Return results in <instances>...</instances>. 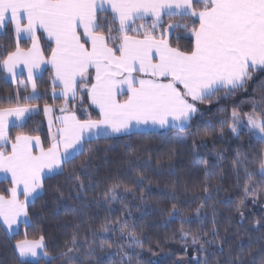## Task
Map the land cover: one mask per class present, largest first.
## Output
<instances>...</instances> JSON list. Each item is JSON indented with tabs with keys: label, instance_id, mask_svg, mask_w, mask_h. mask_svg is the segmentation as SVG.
<instances>
[{
	"label": "snow or ice",
	"instance_id": "1",
	"mask_svg": "<svg viewBox=\"0 0 264 264\" xmlns=\"http://www.w3.org/2000/svg\"><path fill=\"white\" fill-rule=\"evenodd\" d=\"M9 24L15 47L0 52V68L13 81L18 68L21 74L26 70L32 86L31 95L22 97L23 104L17 91L15 106L0 107V177H10L11 184L0 190V221L7 226L5 235L9 239L18 234L20 224L32 226L30 208L44 195V181L63 175L64 166L84 155L93 139L130 135L133 129L137 134H152L156 128L188 131L195 127L196 132H190L195 136L201 129L194 118L204 117L199 104L211 102L221 92L222 98L227 99L245 91L254 73L264 75V0H0V29L7 30ZM22 40L30 41V46L21 47ZM42 40L47 48L42 46ZM181 40L187 43L181 46ZM46 51L50 55L46 56ZM43 65L51 67L53 98L62 97L65 101L60 115H54V109L47 104L43 108L48 125L47 147L39 135L22 131L39 114L38 107L29 101L41 98L36 79L48 70ZM259 88L260 98L249 97L247 101L250 112L237 110V106L231 111L230 123L227 118L220 121L221 135L225 126L236 139L246 134L250 148L252 140L264 145V81ZM78 96L81 103L87 97L97 119L86 109H80L78 114L74 107H69V101ZM13 128L21 129L14 137L10 135ZM205 128L215 133L211 121L205 123ZM173 140L187 143V137ZM203 147V141L192 140L193 153L198 155ZM251 155L250 160L249 152L238 147L233 164L237 184L242 174L245 185L244 199L236 205L241 219L245 218L241 208L246 206V199L251 196L255 202L264 191V149ZM224 158L217 153L215 166ZM93 159L90 156L80 165V175L71 176L77 182L78 197L85 191L81 175L85 180L94 175L90 171ZM132 163L134 160L129 161L130 166ZM204 165L207 176L206 159ZM120 188L117 178L105 191L104 202L109 213L115 211L110 207L112 203H122L131 216V209L118 194ZM205 193V201H211L213 197L207 188ZM205 206L201 203L196 209L200 233H183V238L191 235L192 244L199 245L201 258L197 264H245L244 257L251 254V247L245 253L240 243L235 245V252L229 245V255L220 259L225 253L227 236L221 238L216 227L217 212L213 209L211 239L207 238V213H201ZM170 216H181L175 205ZM190 222L186 217L181 219L182 224ZM255 226L258 231L264 229V218L255 221ZM135 227L134 222L117 219L104 224L101 233H119L137 255L135 248L143 244ZM71 244L73 247L60 254L67 257L64 264L79 260L78 256L68 255L80 250L75 235ZM105 246L111 249L112 242L102 235L99 251L105 252ZM13 248L19 264H52L60 258L49 255L44 235L29 240L25 233V239L17 240ZM117 248L123 251V245L118 244ZM95 251L90 246L87 254L93 256ZM113 255L107 252L109 264H115L111 260ZM125 256L128 259L122 257L120 264H130L132 256ZM97 264H104L103 259H98Z\"/></svg>",
	"mask_w": 264,
	"mask_h": 264
},
{
	"label": "trees",
	"instance_id": "2",
	"mask_svg": "<svg viewBox=\"0 0 264 264\" xmlns=\"http://www.w3.org/2000/svg\"><path fill=\"white\" fill-rule=\"evenodd\" d=\"M0 35V52L5 49L13 50L15 47V37L12 26L8 25L7 30ZM187 43L181 40V46ZM30 41L22 40L21 47L27 48ZM42 46L47 48V44L42 40ZM46 56L50 52L45 53ZM23 77L20 78V82ZM264 81V75L254 73L253 79L248 82L245 91L237 92L235 95L224 99V93L218 94L221 97H213L211 102L205 101L198 106L204 112V117L199 115L194 118L195 123L200 125L199 134L193 136L196 128L185 131L182 129H171L164 131H153L152 134H137L113 137L111 139H93L87 145L88 151L84 155L77 157L72 163L64 166L63 175H56L52 179L44 181V195L37 200L34 207L30 208L32 216V226L22 225L12 239L5 235V229L0 222V264H19L17 252L13 245L17 240L27 238L38 239L40 235L45 236L50 256H60L67 251L68 247H73L71 239L75 235L79 252L69 253L75 255L79 260L74 264H97L98 259H103L104 264H109L107 252L114 255L111 260L115 264H120L121 258L128 259L125 253L132 256L130 264H197L194 257L201 255L197 249L199 245L191 242V235L183 238V233H200V223L197 219L196 209L201 203L206 206L201 209V213H207L204 219L211 239L212 211L217 212L216 227L220 230L221 238L227 236L225 253L223 260L229 255V245L232 252L238 251L235 247L237 243L244 246L245 253L251 247V254L245 255V264H261L264 261V229L257 230L255 221L264 218V191L259 193L258 199L253 202L249 196L245 207L241 211L245 212L247 219L240 222V213L236 211V205L244 199L243 191L245 185L241 174L240 183L237 184L233 164L236 159L235 152L238 147L241 151L249 152L251 160L252 153H258L264 149V145L251 141L246 134L236 139L227 126L223 128L221 135L220 121L227 118L231 122V111L234 107L243 112H250L251 107L247 103L249 97L260 98V84ZM37 92L41 98L29 101L30 104L38 107L39 114L35 115L27 122L22 131L31 135H39L48 146V125L43 113L45 104L51 107H60L64 102L62 98H53L52 95V71L50 68L36 80ZM19 91V102L24 103L22 97L31 95L30 90L24 87L21 89L8 79L5 70L0 68V107L15 106L17 103L16 93ZM11 98V104L9 103ZM244 101V103H241ZM90 101L87 97H77L71 101L70 107H74L78 114L80 109H86L92 113V118L97 119L96 111L89 107ZM204 106V107H203ZM225 111H218V109ZM83 118H87L86 116ZM211 121L214 125L215 133L210 128H205V123ZM38 129V131H32ZM21 129H11L10 135L14 137ZM205 132L209 133L205 135ZM174 137H187V143L174 142ZM197 143L204 142L205 147L199 150V154L192 151V140ZM97 149H99L97 151ZM217 153H222L225 157L220 159L217 165ZM90 156L95 159L91 161L90 171L94 173L91 180H84L85 191L77 196V182L71 179L75 173L80 175V165L87 161ZM208 161L209 175H205L204 160ZM134 163L129 165V161ZM171 162V166H169ZM159 165V166H158ZM119 178L121 188L118 194L131 209V216L127 215V209L122 203H112L114 212L109 213L108 205L104 202V193L108 187ZM135 181H141L136 184ZM11 187L10 181H1L0 190ZM252 187L251 184L248 185ZM125 188H130V192H125ZM213 199L205 201V189ZM221 189L219 192L216 189ZM173 205L179 209L181 216L173 219L170 213ZM186 217L190 223H181V219ZM117 219H127L130 223H135V232L142 241V247H136L135 253L129 249L128 240L122 239L119 233L115 235L111 232L101 233V228L108 222ZM227 229V231H225ZM108 238L112 242V248L100 252L99 245L101 236ZM239 238V239H237ZM66 241L68 243L66 244ZM123 245V251L117 245ZM95 247L93 256L87 254L89 247ZM214 250V246H213ZM66 256L52 261V264H64ZM43 264V261H42Z\"/></svg>",
	"mask_w": 264,
	"mask_h": 264
},
{
	"label": "crops",
	"instance_id": "3",
	"mask_svg": "<svg viewBox=\"0 0 264 264\" xmlns=\"http://www.w3.org/2000/svg\"><path fill=\"white\" fill-rule=\"evenodd\" d=\"M10 25V24H9ZM12 26V25H11ZM5 30L4 29H0V32H4ZM42 68H50L51 69V67H50V65H43L42 66ZM17 76H16V79H15V81H13V79L11 78V76H10V74H8L6 71V75H7V77H8V79L10 80V82L11 83H13V84H16V85H18L21 89H23L24 87L26 88H28V90H30V92L32 93V86H31V82L30 81H28V79H27V71L26 70H23V72H22V74H21V69L20 68H18L17 70ZM46 71H43L42 73H39L38 74V77H37V79L38 78H40L41 76H43V74L45 73ZM53 75V74H52ZM23 77V81H21L20 82V78H22ZM36 79V80H37ZM57 92H59V88L57 87ZM62 98V97H61ZM125 97H121V99H124ZM63 99V98H62ZM70 103H71V100H70ZM70 103H69V105H70ZM59 108V107H58ZM60 115V114H59ZM167 130V129H166ZM153 131H163V130H160V128H156V129H154ZM133 132H136V130L135 131H132L131 133H133ZM122 136H124V135H122ZM116 137H118V136H116ZM1 181H10V177H9V180H3V178L2 177H0V182ZM21 199H23V197H21ZM1 222V224H2V221H0ZM3 225V224H2ZM22 225H24V224H20L19 225V228H18V231H19V229H20V227L22 226ZM3 227H4V229L6 230V225H3ZM13 227H16L15 225L13 226Z\"/></svg>",
	"mask_w": 264,
	"mask_h": 264
},
{
	"label": "rangeland",
	"instance_id": "4",
	"mask_svg": "<svg viewBox=\"0 0 264 264\" xmlns=\"http://www.w3.org/2000/svg\"><path fill=\"white\" fill-rule=\"evenodd\" d=\"M64 100V99H63ZM64 103H65V101H63ZM64 103L58 108V107H52L53 109H54V115H59V114H61L60 113V111H59V109L62 107V106H64ZM69 103H70V101H69ZM69 107H70V105H69ZM204 107V106H203ZM46 121H47V118H46ZM160 130H166V129H160ZM132 131H135V129H133ZM262 209L264 210V203L262 204ZM244 216H245V218L244 219H241V216L239 215V220H240V222H245L246 221V219H247V215H246V213L244 212ZM198 255H196L195 257H194V260L195 261H197L198 260ZM45 259H47V258H45ZM182 263H184V264H186V262L185 261H183Z\"/></svg>",
	"mask_w": 264,
	"mask_h": 264
}]
</instances>
